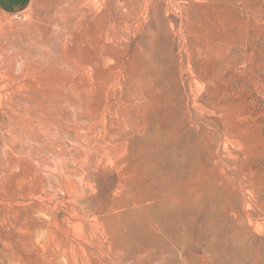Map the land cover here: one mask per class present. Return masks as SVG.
<instances>
[{
    "label": "rangeland",
    "instance_id": "obj_1",
    "mask_svg": "<svg viewBox=\"0 0 264 264\" xmlns=\"http://www.w3.org/2000/svg\"><path fill=\"white\" fill-rule=\"evenodd\" d=\"M0 6V264H253L203 228L183 248L160 237L163 247L133 242L110 254L103 219L86 212L118 195L122 153L112 140L123 129L112 121L128 120V135L135 123L150 128L169 93L187 129L207 134L254 250L264 245V0ZM157 73L174 91L151 97ZM154 98L156 108L138 107ZM177 169L191 173L192 158ZM142 219L157 237L151 217Z\"/></svg>",
    "mask_w": 264,
    "mask_h": 264
},
{
    "label": "bare ground",
    "instance_id": "obj_2",
    "mask_svg": "<svg viewBox=\"0 0 264 264\" xmlns=\"http://www.w3.org/2000/svg\"><path fill=\"white\" fill-rule=\"evenodd\" d=\"M144 68L147 70V66L144 65ZM152 81L151 97L159 96L165 91H174L162 82L161 73H157ZM147 103L149 105L138 107H157L155 98ZM151 121L150 128L135 123L130 135L125 122L121 124L120 121H112L110 125L112 131L117 125L123 129L119 137L113 135L117 137L116 141L114 139L113 142L110 141L116 146L117 153H122L118 159L122 164L117 174L118 195L112 196L111 200L106 197L96 209L86 212V216L97 213L103 219L100 222L103 226L102 236L104 235L107 241L105 242L109 253L113 254L117 248L120 255H124L133 242L137 244L146 242L151 245L155 243L156 246L163 247L160 237H168L178 249L183 248L187 243H191L195 230L203 228L206 237L209 235L218 242V248L228 245L236 254H245L249 256V261L257 264L261 253H264L262 247L264 245L260 244L261 251L259 247L254 250L253 239L248 237L250 231L242 227L243 215L239 209L241 204L239 205L240 202L235 195L236 189L231 186L224 170L217 169L219 162L209 146L210 143L206 141L207 134L200 130L193 132L192 129H187L189 125L186 127L187 123L182 117H177L169 93L166 94L161 112L155 111ZM189 123H192L190 119ZM142 131L143 137H137ZM201 152L205 158L203 162L197 161ZM153 156L157 157L160 164L146 165V160ZM181 158H192L191 173L186 174L182 169H177V162ZM120 189L124 193H121ZM145 200L150 201L149 206L144 205ZM142 216L151 217L153 224L151 228L156 234L158 232L157 237L151 234L147 236V228L139 225L142 223ZM145 245H142V248ZM219 250L215 251V246L211 247L216 258ZM237 264H240L239 261Z\"/></svg>",
    "mask_w": 264,
    "mask_h": 264
},
{
    "label": "crops",
    "instance_id": "obj_3",
    "mask_svg": "<svg viewBox=\"0 0 264 264\" xmlns=\"http://www.w3.org/2000/svg\"><path fill=\"white\" fill-rule=\"evenodd\" d=\"M10 7V6H9ZM0 8L2 9V7L0 6ZM3 10V9H2Z\"/></svg>",
    "mask_w": 264,
    "mask_h": 264
}]
</instances>
